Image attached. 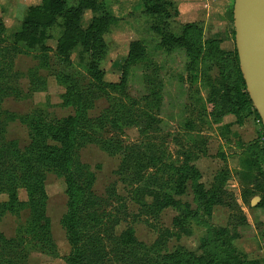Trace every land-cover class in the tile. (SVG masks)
<instances>
[{
    "label": "rangeland",
    "instance_id": "1",
    "mask_svg": "<svg viewBox=\"0 0 264 264\" xmlns=\"http://www.w3.org/2000/svg\"><path fill=\"white\" fill-rule=\"evenodd\" d=\"M93 1L71 0L70 7L88 6L84 28L102 12L110 16L105 34L82 37L109 48L100 64L104 80L90 68L81 44L70 55L57 51L65 16L47 29L43 48L31 49L17 36L27 11L41 9L42 0H0V140L16 144L0 151V174L16 157L15 148L32 144L31 134L55 144L49 124L76 113L66 103L70 87L93 102L84 113L100 119L96 138H111L122 148L112 154L78 142L75 172L90 167L101 199L85 201L75 223L66 180L50 162L42 173L47 200L38 206L44 236L40 212L33 216L27 191L18 190L22 205L1 217L0 232L14 239L24 231L25 241L13 253L0 240V264H183L189 254L205 260L217 255V264H264V170L253 165L264 125L253 107H244L236 83L234 0H209L200 15L181 12V0ZM195 24L202 33L199 57L195 30L187 42L175 41ZM137 40H143L144 54L127 62ZM210 51L216 56L207 59ZM142 155L162 160L145 163L138 176L130 164L122 171L124 157L135 162ZM184 165L191 169L182 172ZM9 201L8 193L0 194V203ZM64 225L73 229L72 239ZM126 234L132 236L128 244L121 238ZM73 244L82 251L80 260Z\"/></svg>",
    "mask_w": 264,
    "mask_h": 264
},
{
    "label": "trees",
    "instance_id": "2",
    "mask_svg": "<svg viewBox=\"0 0 264 264\" xmlns=\"http://www.w3.org/2000/svg\"><path fill=\"white\" fill-rule=\"evenodd\" d=\"M70 1L71 0H42L43 7L41 9L31 7L27 11L22 22V30L17 36V41L24 43L31 49L36 48V45H42L41 48H43L44 41L48 39L47 29L57 25L59 23L58 19L62 16H65V20L62 24L63 28L57 41V51L60 54L63 53L65 55H70L71 52L81 44V47L85 51L84 53L88 55L89 60H91V62L93 63L91 64L92 66L90 68L94 71V73L97 74V76H99L101 80H104L105 73L101 69L100 64L102 65V63H104V61L108 57L109 48L101 40L96 41V39H94L93 41H83L82 37L86 36L87 34H92L91 36H94V34H105L107 32L106 27L108 22L110 21V16L107 12H102L101 16H98L99 18L96 17L94 20H92V24L88 26V28H84L83 22L85 19V11L88 6L84 5L81 7L72 8L70 7ZM95 2L96 0L93 1L94 4ZM197 24L186 25L185 28L189 31L182 37L175 40L177 42L180 41V43L181 40L187 42L189 38V32H193L195 30V57H199L203 48L201 42L202 33L201 29H197ZM94 31L97 32L92 33ZM207 44H209V42ZM144 51L145 44L143 40L132 42L129 46V55L127 62H132L142 57ZM190 52L193 54V50H190ZM213 56H216L213 51H210L206 54L207 59H212ZM236 59V75H238V80L236 81V83L240 88L244 107L246 108L251 106L254 108L249 93L247 92L237 52ZM127 67L128 64L124 67V72L122 75V77L124 78L127 75ZM124 78L123 80H120L121 82L119 86L124 85L123 83L126 82ZM65 98L68 105L74 106L76 113L73 116H69L68 118H64L61 120L53 119L52 123L49 124L47 129H54V134H52L49 139L53 140L55 144L49 145L47 139L46 141L36 139L34 140V137L31 134L33 138L32 144L24 150L15 148L14 153L16 154L17 158L15 156H11L13 157H10L9 159L10 161L12 160L11 163L4 168L5 170L1 172L2 175H5L6 182L2 176L0 177V194L8 193L10 195V201L8 203H0V219L7 213H14V209L22 205V203L18 200L17 192L20 189H25L28 193V205L31 206L33 216H36L38 212H40L39 219L41 218L42 221L40 224H38V226L41 229V235L43 236L47 234V228L43 223L44 213L42 210L38 211V206H43L47 200L44 186V176L42 175V173L46 168H48L50 162L54 163V166L57 167V172H59L66 180V193L69 198L68 215L71 216L70 222L75 223L78 221L77 219L83 211V208L87 207L85 201H89L91 197L97 200L101 199L99 196H97L95 190L93 189L96 182V175L92 172L90 167L80 165L79 167L86 169V171L84 173H81L80 171L79 173H77L78 170L77 172H75V168L78 166L77 162L79 161L78 159H76V157H74L78 142L82 141V143L86 144H99V146L102 147L105 152L114 151L112 154L122 151V148H120V144L117 145V148H115V146H112L111 141L113 140L111 138L105 142L98 140L99 138H96V124L100 119H90L84 113L85 110H88L92 107L93 102L91 100L86 98L83 94L75 92V89L73 90L72 87L67 89ZM231 108L235 107L232 106ZM254 111L258 119L261 121V118L255 108ZM114 124L115 122H110V125ZM13 145L15 146L16 144L8 143L4 138L0 140V151L2 152L3 147L6 149L8 148V146ZM106 145L108 146L107 148L105 147ZM259 145L260 143H256V146H254L257 155L260 156L256 158V160L253 162V165H256L258 167V170L262 173V167L260 164L264 162V147ZM4 155L6 156L7 153ZM148 159L149 158H147V156L142 155L139 156L134 162L132 157L128 158L127 160L124 157L123 162L120 166L122 167V171L127 173L130 164V166L134 167V175L138 176L144 170L145 163H154L155 165H158V163H161L162 160V158H158L157 156H153L151 159H149V161ZM16 164L17 166H20L19 169L17 168V166H15ZM167 167L169 168V170L175 169L174 165H168ZM180 169H182V172H187L191 168H189L188 165H184ZM82 176L84 177V179L82 178ZM176 194L179 195V193ZM95 205L97 206V204H92L89 208H92ZM92 209H94V207ZM99 215L100 214H94L93 217L97 218L99 217ZM35 225L36 223L31 224L30 229H33ZM64 226L68 231L70 239H72L75 236L73 229L69 227V225ZM23 234L24 231H20L18 232L19 237L14 239H7L0 232V240L3 244H6V249H10L11 252L15 253L16 248H18L19 245L25 241V237L23 236ZM131 237L132 236L130 234H126L121 238L123 240V243L128 244L130 243L129 240L131 239ZM75 249L76 245L73 244V252L75 255L77 254V258L78 260H80L82 258V251H76ZM16 256H18V254H16ZM187 258L188 261L183 264H217V255L211 260H205L199 256H192V254L187 255ZM8 264L14 263L8 262ZM220 264L234 263L230 260L225 259L222 260V263Z\"/></svg>",
    "mask_w": 264,
    "mask_h": 264
},
{
    "label": "water",
    "instance_id": "3",
    "mask_svg": "<svg viewBox=\"0 0 264 264\" xmlns=\"http://www.w3.org/2000/svg\"><path fill=\"white\" fill-rule=\"evenodd\" d=\"M234 25L241 72L264 125V0H234Z\"/></svg>",
    "mask_w": 264,
    "mask_h": 264
},
{
    "label": "crops",
    "instance_id": "4",
    "mask_svg": "<svg viewBox=\"0 0 264 264\" xmlns=\"http://www.w3.org/2000/svg\"><path fill=\"white\" fill-rule=\"evenodd\" d=\"M181 1H182L181 8H180L181 12L182 10H187V9L191 12L195 10L196 15H200L206 12L207 7L209 5V0H195V1L194 0H181ZM258 142L260 143L261 146L264 147V143L261 141V139ZM262 164H263L262 168L264 170V162Z\"/></svg>",
    "mask_w": 264,
    "mask_h": 264
},
{
    "label": "built area",
    "instance_id": "5",
    "mask_svg": "<svg viewBox=\"0 0 264 264\" xmlns=\"http://www.w3.org/2000/svg\"><path fill=\"white\" fill-rule=\"evenodd\" d=\"M263 143H264V136H263V139H262Z\"/></svg>",
    "mask_w": 264,
    "mask_h": 264
}]
</instances>
